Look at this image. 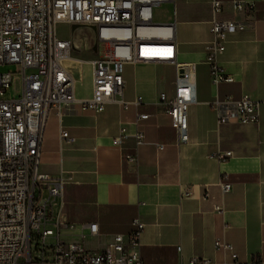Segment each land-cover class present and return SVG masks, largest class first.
Masks as SVG:
<instances>
[{"label":"crops","instance_id":"1","mask_svg":"<svg viewBox=\"0 0 264 264\" xmlns=\"http://www.w3.org/2000/svg\"><path fill=\"white\" fill-rule=\"evenodd\" d=\"M215 15L213 0H174L165 21L176 20L178 62L194 64L196 101L189 106L188 142L179 143L171 117L165 112L160 94L172 97V86L163 69L175 66L163 62H128L124 66V99L141 98L139 106L124 109L109 103L102 112L78 111L70 107L60 116L48 117L39 171L51 178H65L62 238L84 241L91 251L103 250L116 234H129L140 218L143 264L186 263L193 257L222 263L227 251L214 246L222 239L234 246L243 262L264 260V0H220ZM247 6L237 9L233 2ZM178 4V10L175 7ZM248 5H252L249 7ZM214 18L236 20L246 27L228 36L219 61L232 82L214 85L205 57V43L211 38ZM79 81L75 94H93V74L87 64L73 66ZM88 73L85 82L83 73ZM244 94L261 101L257 123H218L210 102ZM137 113L150 117L135 123ZM126 126L131 134L121 146L112 139ZM62 129L72 141L61 137ZM145 133V143L136 146L132 135ZM156 143L165 144L159 149ZM218 151H232L224 160ZM138 152L139 162L126 154ZM226 175L232 190L223 193L220 179ZM190 195L185 196L184 192ZM208 195V196H206ZM223 206L224 213L216 211ZM58 212L54 206L53 214ZM97 222L100 234L81 236L82 224ZM44 264H69L53 261Z\"/></svg>","mask_w":264,"mask_h":264},{"label":"built area","instance_id":"2","mask_svg":"<svg viewBox=\"0 0 264 264\" xmlns=\"http://www.w3.org/2000/svg\"><path fill=\"white\" fill-rule=\"evenodd\" d=\"M173 1L0 0V264H143L140 247L144 223L140 218L134 220L131 233L114 235L100 251H91L84 241L63 239L65 178L43 175L39 167L45 127L53 110L62 116L70 107L99 113L109 103L124 109L141 104L140 97L132 102L124 99V66L128 62L155 61L175 66V93L172 97L161 93L160 101L171 117L179 143L188 142V110L196 101L195 65L178 62L176 20L160 22L155 17L160 5ZM233 4L237 9L247 8L240 1ZM213 8L217 15L222 2L213 0ZM59 24L71 27V38H59ZM245 27L236 20L213 19L211 38L205 43V60L214 85L234 81L219 56L226 50L228 36ZM9 63L21 67L22 90L20 95L4 99L14 72L2 71L1 66ZM85 64L93 74V94L78 98L75 89L80 77H75L73 66ZM210 104L219 124L259 121L261 101L248 94L240 99L216 96ZM149 117L148 113H137L135 123ZM130 135L122 126L112 139L113 145H123ZM132 135L137 148L145 143L143 130L137 129ZM61 137L72 141L64 129ZM156 145L159 149L165 147L162 143ZM232 155V151H218L213 157L224 160ZM126 159L138 164V152L126 154ZM219 186L223 193L233 187L226 175ZM54 206H58L56 215ZM215 209L225 211L219 205ZM49 223L55 224L56 230L48 227ZM81 228L83 238L100 234L97 222L83 223ZM49 237L53 241L48 242ZM214 246L227 251L230 259L215 263L193 257L176 264H264L259 257L241 261L234 246L222 239H216Z\"/></svg>","mask_w":264,"mask_h":264},{"label":"rangeland","instance_id":"3","mask_svg":"<svg viewBox=\"0 0 264 264\" xmlns=\"http://www.w3.org/2000/svg\"><path fill=\"white\" fill-rule=\"evenodd\" d=\"M175 7L177 8L176 10H178V4H175ZM171 12H172V7H170V5L168 4H162L160 5L156 11H155V17H156V21H165L168 17L171 16ZM57 34L59 36L60 39H69L71 38V27L67 24H59L57 26ZM74 56L78 57V53H73ZM88 52L84 53L83 56H87ZM1 70L2 71H13V83L11 85V87L4 93V95L2 96L4 99H11L13 97H16L18 95H20L21 90H22V72H21V67L18 64H13V63H9V64H4L1 66ZM164 74L168 77V85L171 87L172 84V79L174 78L175 75V71L174 68H172L171 66H166L163 69ZM88 76V73H83L82 75V80L85 82L86 77ZM48 227L56 230V225L53 223H49ZM48 242L53 241L52 237H49L47 239ZM36 241H34L33 243V251L34 253L36 252Z\"/></svg>","mask_w":264,"mask_h":264}]
</instances>
